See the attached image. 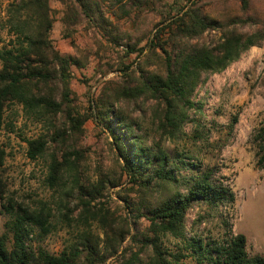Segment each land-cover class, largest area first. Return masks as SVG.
Here are the masks:
<instances>
[{"label":"trees","instance_id":"trees-1","mask_svg":"<svg viewBox=\"0 0 264 264\" xmlns=\"http://www.w3.org/2000/svg\"><path fill=\"white\" fill-rule=\"evenodd\" d=\"M55 1L64 7L61 22L66 38L72 37L73 27L84 19L98 27L110 43L119 46L125 42L121 46L127 48L126 57L139 56L144 47L127 43L107 12L130 21L133 11L138 14L144 7L164 5L163 0ZM236 1L245 14L252 0ZM180 10L158 23L167 22L148 41L145 64L132 72L130 66L123 65L120 81L105 83L88 109L80 113L71 89V69H84L90 52L74 47L77 54L62 56L54 49L49 0H16L8 7L14 39L0 51V130L6 110L13 104L27 117L44 122L46 133L25 141L26 157L30 161L47 157L46 185L58 192L64 221H75L81 231L58 255L33 247L32 242L39 243L50 233V211L45 207L31 209L6 197L0 178V215L5 219L0 233V264H107L110 259V264H177L187 257L197 264H264V256L248 254L245 236L234 233L226 220L222 222L225 231L216 239L205 242L187 237L190 209H232L235 195L229 185L216 178L215 168L200 170L198 164L185 160L190 157L171 155L162 145L165 140L182 139L184 126L192 122L191 113H200L201 103L194 101V95L202 76L223 72L251 48L264 43V15L227 17L191 0ZM236 25L255 27L246 32L229 29ZM216 30L220 32L217 42L190 43ZM152 65L157 66L155 71L148 70ZM140 99L153 103L158 139L150 144L139 134L138 119L124 109ZM89 120L110 139L120 177L125 180L120 196L125 215L111 214L103 201L117 182L102 176L96 183L82 185V152L71 141L83 135ZM237 121L238 116H233L230 130ZM254 140L259 142L262 166L264 129ZM5 157L0 148V169ZM183 171L192 173L182 175ZM93 225L98 234L92 231ZM165 237L180 241L185 253L167 254L162 248Z\"/></svg>","mask_w":264,"mask_h":264},{"label":"rangeland","instance_id":"rangeland-1","mask_svg":"<svg viewBox=\"0 0 264 264\" xmlns=\"http://www.w3.org/2000/svg\"><path fill=\"white\" fill-rule=\"evenodd\" d=\"M15 1L0 2V51L14 39L10 32L7 9ZM186 1L163 0L164 5L161 7H144L138 14L133 11L130 21L126 18L119 19V15H112L108 11L106 16L113 25L118 26V32L125 41H129L131 45L137 44L138 49L144 47L139 56L133 54L126 57L127 48L121 46L125 42L119 46L110 43L109 38L98 27L89 25L84 19L73 27L72 37L66 38L61 22L64 7L55 0H49L54 20L51 32L54 49L62 56L77 54L74 47L90 52L84 69H71L74 77L71 89L80 113L88 109L90 101L96 99L105 83L120 81L123 74L119 70L123 65L130 66L132 72L145 64L148 55L145 47L148 41L158 29L167 24L158 23L165 17L181 12ZM191 1H199L207 11L218 9V13L227 17L264 15V0H252L245 14L236 0ZM233 27L246 32L253 30L255 26L236 25L229 29ZM219 37L220 32L217 30L209 31L190 43L211 45ZM156 69V65L148 67L150 71ZM194 101L201 103V110L200 113H191L192 122L184 126L185 136L176 141L165 140L162 145L171 155L190 157V160H185L198 164L200 170L215 168L216 178L229 185L235 195V203L232 209L221 207L214 212L203 207L190 209L186 219L187 237L201 238L205 242L216 239L225 231L222 222L226 220L234 233L245 236L249 255L264 256V163L259 165L262 153L259 152V142L254 140L259 131L264 129V43L260 47L251 48L223 72L203 75ZM152 105V102L143 99L129 107L124 105V109L138 119L141 129L139 134L148 144L158 139ZM233 116H238V121L230 130ZM46 129L44 122L27 117L18 105L13 104L7 108L4 125L0 130V148L6 153L0 178L6 188V197L31 209L45 207L50 211V233L41 242L35 241L32 245L58 255L74 241L81 226L75 221L67 223L61 217L59 194L49 189L45 182L47 157L43 156L36 161H30L26 157L25 141L44 135ZM71 142L82 152L79 168L82 185L85 182L96 183L102 176L117 182V186L107 190L103 201L108 203L107 208L111 214L125 215L120 199L125 180L120 177L108 135L93 120H89L84 126L83 135L73 138ZM190 173L192 171L181 172L182 175ZM66 179L67 176L65 183L68 186ZM4 220L0 215V233ZM92 231L96 234L100 232L96 225H93ZM162 248L167 254L185 253L180 241L171 237L162 239ZM177 264L197 263L187 257Z\"/></svg>","mask_w":264,"mask_h":264}]
</instances>
